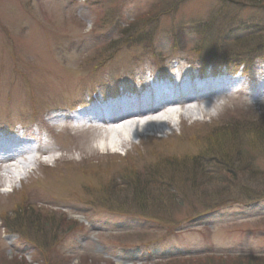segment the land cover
Returning <instances> with one entry per match:
<instances>
[{"label": "rangeland", "instance_id": "obj_1", "mask_svg": "<svg viewBox=\"0 0 264 264\" xmlns=\"http://www.w3.org/2000/svg\"><path fill=\"white\" fill-rule=\"evenodd\" d=\"M152 6L155 12L143 27L130 33L125 30ZM252 6L247 0H0V131L27 128L44 136L45 147H53L43 158L44 165L55 171L46 173L40 167V156L28 157L17 169L0 167V264L14 257L26 264H76L85 256L95 258L91 264H146L186 253L264 254V226L240 219L263 212L262 202L254 206L257 213L250 211L254 204L226 206L205 220L215 227L180 223L190 210L169 202L171 197H190L199 187L205 193L219 187V181L229 175L215 170L209 161L199 165L200 169L191 164V159L205 151L204 145L193 141L207 130L232 122L258 131L260 125L264 127V101L248 102L238 94L212 104V97L190 105L193 114L189 118L175 117L160 129L135 133L126 124L130 135L122 147L118 140L108 146V139L114 138V130L122 124L101 133L73 135L66 130L49 135L43 129L52 111L65 114L93 91L125 82L130 88L145 70L153 76V65L164 63L170 69L172 64L180 70L187 67L186 61L197 63L194 59L218 42L227 45L226 51L242 54L250 64L248 78L256 67H264L254 48L261 40L264 43V9ZM126 31L130 36L141 32L147 42L129 46L122 40ZM244 34L261 37L228 47ZM110 41L117 44L110 46ZM170 110L181 113L177 107ZM259 143L245 131L235 143L221 140L222 149L230 151L232 159L240 154L235 172L246 165L264 169V147ZM72 162L69 177L59 175L60 168ZM150 167H159L153 175L156 184L145 172ZM78 168L90 175L83 177ZM137 175L146 189L140 191L149 198L145 213L175 219L176 228L171 225L170 230L154 233L145 224L142 233L137 208L131 202L135 192L131 185L136 184ZM108 185L115 189L108 196L113 200L102 206L97 201ZM18 200L43 209L40 222L30 225L25 216L24 220L14 216L23 213L24 204L20 206ZM236 217L239 220L231 225L219 224ZM12 229L24 234L12 235Z\"/></svg>", "mask_w": 264, "mask_h": 264}, {"label": "trees", "instance_id": "obj_2", "mask_svg": "<svg viewBox=\"0 0 264 264\" xmlns=\"http://www.w3.org/2000/svg\"><path fill=\"white\" fill-rule=\"evenodd\" d=\"M253 3L252 7H261L264 9V0H247ZM155 12L154 6H152L150 9L147 10L146 13L141 14L137 16L134 19V23L132 22L128 28L125 30L134 31L137 27H143L144 24L147 23L152 18L153 13ZM124 32V35L122 37L123 41H127V44L129 46H139L143 44L144 42H147V37L142 34L141 32H137L136 34L129 35ZM258 33V32H257ZM122 35L119 34V37ZM254 35V34H253ZM132 37V38H130ZM251 37H261L260 34H256L255 36H243L240 37V39H235V42H231L228 44V47L231 45H235L237 42H245L251 39ZM121 41V42H123ZM110 46H115L117 42L110 41ZM177 46V45H176ZM226 44H220L219 42L214 45L212 49H208L207 51L201 53V58H197L201 64H214L217 66L220 65H228L229 67L237 66L239 64H245V59L237 52H234L233 50L226 51ZM264 43L261 40V42L257 45L255 50L259 51L257 52L259 55L264 56ZM219 47V48H218ZM234 47V46H233ZM241 51V50H240ZM154 53L152 52V55ZM237 126H235L236 123L232 122V124L226 125L224 127H216L212 130H207L206 132L202 133V136H200L199 140L193 141V143L196 145H204L205 151H203L204 155L201 157H197L196 159H191V164L194 163V166L199 168L198 166L203 164L205 161H209L208 163L213 165V168L215 170H222L225 175L228 174L229 176L223 179V181H219V187H215V191L212 193H205L201 190V188H198V191L194 192L192 196L190 197H181V198H173L169 199V202L173 203L176 206H182L190 210L189 214L186 216V218L181 221L180 223H200L203 222L205 219H207L209 216L214 214L217 210L224 208L228 205L232 204H243V203H252L256 202L258 200L264 199V169H255L251 167L250 165H246V167H239V171H234L235 163H238V160L241 158H238L240 156L239 152H237L236 159H232L231 152L225 151L222 148L224 147L221 144V140L225 141L228 140V143H235L240 137L242 132H246V134L250 135L252 138V141H255L259 143V146L264 147V127L262 125L259 126L258 131L254 130L253 128H245L243 129V126L240 125V122H238ZM247 123V122H245ZM264 125V124H263ZM201 134V133H200ZM212 143H210V142ZM198 142V143H197ZM264 152V151H262ZM247 154L246 152H244ZM243 153L242 157L246 158V156ZM176 163H174L175 165ZM170 166H173V164H169ZM157 168H148L145 172L150 173L151 175L148 179L150 181L152 180L153 184H156L154 181L153 175L157 172ZM86 169V168H84ZM175 169V168H174ZM181 169V167L176 168ZM200 169V168H199ZM204 169V168H203ZM145 170V169H144ZM150 170V171H149ZM160 170H158L159 172ZM200 172V170H198ZM201 171H203L201 169ZM86 175H90L89 171H84ZM248 174V177L244 180H240L239 176L243 177L244 175ZM207 178V176H204ZM210 177V176H208ZM136 184H133L131 186L134 187V195L131 198L132 204H134L137 208L138 214L135 216L139 219H142V222L147 225V227L153 228V232L157 233L158 231L161 232L164 229L170 230L173 228H176L175 219H161L159 217H150L145 212V205L147 202H149L148 196L145 194H142L141 191H144L146 189L143 180H140L139 175L136 176ZM211 181H206V186H211ZM114 190V187H111V185H108L105 189V194L101 199H99L98 204L107 206L112 200L113 197H110L111 191ZM141 190V191H140ZM193 191L197 189H192ZM110 192V194H109ZM201 192V193H200ZM22 195V194H21ZM20 195V196H21ZM19 196V194L17 195ZM23 197V196H22ZM19 201V200H18ZM21 202V201H19ZM242 202V203H239ZM24 204L21 202L20 206ZM23 213L19 214V212L15 213L14 216H25L28 220V224H37L36 221L40 222L39 219V213L41 212L40 208L29 206L28 204L22 205ZM16 210V208H13V211ZM19 214V215H18ZM52 217V216H50ZM18 220V219H17ZM24 220V219H23ZM243 220L250 222L257 227L264 226L262 223L264 222V212L259 213L257 215L251 216V217H245ZM21 221V220H19ZM238 221V220H237ZM63 222V220H62ZM65 222V221H64ZM236 222V220H229L225 222H219L221 225H231L232 223ZM143 224V225H144ZM172 225V226H171ZM216 226L215 224L213 225ZM142 233L145 232L144 228L141 229ZM151 232V231H150ZM136 234H139V232H134ZM11 234L21 236L24 234L22 231H19L17 229H12ZM131 234V233H127ZM22 237V236H21ZM39 250V249H38ZM40 251V250H39ZM98 260V259H96ZM92 261H95V258L91 257H84L83 259L77 260L76 264H91ZM26 264L25 261L22 258L14 257L11 261L6 262L7 264ZM35 264V263H32ZM36 264H44V263H36ZM146 264H264V254H251V253H245V252H233V251H214L213 253H196L193 255H190L189 253L186 254H179V255H173L167 258H158L154 260H149Z\"/></svg>", "mask_w": 264, "mask_h": 264}, {"label": "bare ground", "instance_id": "obj_3", "mask_svg": "<svg viewBox=\"0 0 264 264\" xmlns=\"http://www.w3.org/2000/svg\"><path fill=\"white\" fill-rule=\"evenodd\" d=\"M263 91H264V89H263ZM224 95L225 94H223V92H221L217 95L208 94L204 98H200V99H187V100L177 102L176 105H174V106H176L177 109L181 113H178L176 110L171 111L170 106H173V105L169 104L165 108L162 106V109H160L159 111H155V110L154 111H145V112L137 114V115H124V116L120 117V119H119L120 123H117L116 121H114V122H116L115 123L116 125H119V124H122V125L118 126L117 129L114 130V132H115L114 138L108 139V146L113 147L115 140H118L120 142L119 143L120 147L125 145L126 141L128 140V136L130 135V133H129L130 129H132L131 131H133L135 133H138L141 131H153L154 129H160L163 125H168L169 121H171L175 117L180 118L181 116H185V117L189 118V116H191L193 114V111L190 109V105H196L199 102H203V101L207 102L209 99L211 100L212 97L215 98V100L211 102L212 104H214L217 101L225 99ZM226 99L230 100V99H232V96L230 95V97H226ZM165 109H169V110L164 111ZM112 112L113 111H111V110H105L104 114L108 115V114H111ZM196 112L200 113L201 111H200V109H197ZM101 113H102V111L96 112L94 117H99L101 115ZM105 122L109 123V121H105ZM86 124H90V122L87 121ZM86 124L82 123L81 126L77 127L73 131H68V130H66V131L72 135L74 133H84V132H88V133L89 132H95V133L105 132V131H103V127H100V128L90 127L89 125H86ZM126 124L132 125V128L126 129L125 128ZM200 124H203V123H200ZM105 125H106V123H102V126H105ZM105 146H106V144H103V146L101 148L105 149ZM133 147H134V145H133ZM6 148H7V145H4L3 150L5 151ZM77 150H75V151H77ZM52 152H53L52 149H43V150L39 149L35 152H32L30 150L22 151L20 153L13 155L10 158L1 160L0 161V167L5 166V167H13L14 169H17L15 166L23 163V161L26 160L28 157L35 159L40 155H47V154L49 155ZM30 158H28V159H30ZM73 165H74L73 162L65 164V167L63 166L58 171L59 175H62V176L67 175L65 177H69L68 175H70V172H72L74 170ZM40 167H42V169L44 171H46V173H51V171H52V173H55V171H53L51 169L52 168L51 166L49 167L47 165H40ZM76 170L83 177H87L85 172L82 171L80 168H78ZM61 181H64V180H61Z\"/></svg>", "mask_w": 264, "mask_h": 264}]
</instances>
